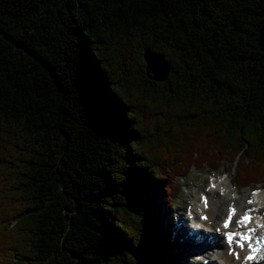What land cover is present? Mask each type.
<instances>
[{
  "label": "trees",
  "instance_id": "1",
  "mask_svg": "<svg viewBox=\"0 0 264 264\" xmlns=\"http://www.w3.org/2000/svg\"><path fill=\"white\" fill-rule=\"evenodd\" d=\"M263 22L264 0H0V264H185L179 177L234 160L264 186Z\"/></svg>",
  "mask_w": 264,
  "mask_h": 264
},
{
  "label": "rangeland",
  "instance_id": "2",
  "mask_svg": "<svg viewBox=\"0 0 264 264\" xmlns=\"http://www.w3.org/2000/svg\"><path fill=\"white\" fill-rule=\"evenodd\" d=\"M236 168L237 165L233 160L232 163H224L222 168L218 171H214L209 168H206L202 171L196 169L190 170L188 176L181 177L178 182V185L183 186V190L182 189L176 190V194L180 196L179 200L176 202L177 208H173L170 206L169 203L165 204L164 200H161L160 207L163 215L162 219L164 224L167 225V219H169L168 221L172 222L171 216L173 214L177 218V220L175 219V223H177V225L174 226V229L172 228L173 226L171 227L173 229V232H175L174 234H172V236H174L175 238L176 235L180 236V238L178 237V241L177 240L174 241L175 242L174 245L176 246L180 245L182 247V249L179 252H176L174 256L175 258H177V260L182 259V261L185 264H205L204 258H206V256L208 255L209 257L212 256V254H210L212 253L211 250L212 248L209 247L208 245L205 244V245H201L200 247L199 245L198 247L193 245L194 244L193 240L194 239L199 240L201 237L200 235L195 236L192 233H189L190 232L189 226L192 223L190 219L193 215L195 217H198V215H200L199 217H201V213H203L196 209L197 203H199V201L201 202L200 199L202 198L200 196L203 193L209 194L211 192L210 197H212V199L215 201L214 204L218 205L217 207H220L223 203V199L225 197H228L225 196L226 193L223 190H221V188H217L218 190L217 191L214 190L215 192L213 190L211 191L210 184L213 179H222V184L223 182L226 181L228 185H230L231 193L229 191H227V193L229 192L228 193L229 197L236 198L237 201L235 200L234 202L236 203L237 206L241 205L242 211L246 209V207L256 208L257 205L261 206L264 210V187L258 190L257 192H255V194L253 193L254 192L253 189L260 188L261 187L260 185L254 186V188L250 186H246L245 188H237V186L233 182V177ZM195 190H197L198 194H195L194 192ZM260 191L263 194L262 200L261 201L255 200V196L258 195ZM213 195H215L214 196L215 198L213 197ZM249 201H252V203H249ZM224 209L225 210L222 213L223 217H225V215H227L228 213V206L226 205V208ZM164 214H166L168 218L164 219ZM261 215H262L261 217L264 218V211ZM211 219H212L211 221L214 220L213 217ZM181 224L184 225L181 226ZM211 226L213 227V224ZM200 227H202V232H201L202 235L211 236L210 235L211 231L208 230L209 227L206 228L204 226H200ZM182 228L187 230V237H185V234H182L180 232V229ZM192 247H196V249ZM211 258L214 257L212 256Z\"/></svg>",
  "mask_w": 264,
  "mask_h": 264
},
{
  "label": "bare ground",
  "instance_id": "3",
  "mask_svg": "<svg viewBox=\"0 0 264 264\" xmlns=\"http://www.w3.org/2000/svg\"><path fill=\"white\" fill-rule=\"evenodd\" d=\"M215 181L218 182V188H221V190H223L226 193L225 196H228V197H225L223 199V203H222V205L220 207H217L218 205L214 204L215 201L213 199L209 202L207 207H205V204H203L200 201H199V203H197L196 209L198 211L203 212V213H201V215L205 214L206 212H208L210 214V217H209L208 220H204V219H202V217H199L200 215L197 214L198 217H195L193 215L191 218H192L193 222L194 221L198 222V225H196L194 223L196 225L195 227L197 229L200 228V226H204L205 228L209 227L208 230L211 231V233H210L211 236L202 235L201 232H193V231L189 232V233H192L195 236L196 235H200V237H201L199 240H195L194 239L193 240L194 241L193 245L196 246V247H198V245H199V247H200L201 245H205L206 244V245H208L209 247L212 248L211 249L212 253H210V254H212V256L214 258H211L212 257L211 255H210L211 257H209V255L206 256V258H204V263L205 264H245V257L244 256H245V253H247V251H248V248H249L248 244L245 243V247H244L243 250H241L237 246V244L235 242H233L232 245H229L227 243V237L225 235V231L227 229L223 228V223L225 221L224 218L229 214V209L234 207L236 210L242 211L241 205L237 206L236 203L234 202L236 200V198L229 197L228 193L229 192L231 193V189H230V185H228V183L226 181L223 182V184H222V179L215 180ZM227 191H229V192L227 193ZM261 191H260V193H258V195L255 196V199H258L260 201L263 198V194L261 193ZM194 192H195V194H198L197 190H195ZM214 196L215 195H213V197ZM226 205L228 206V213H227V215H225V217H223L222 213L225 210L224 208H226ZM246 209H247V207H246ZM212 217L214 218L213 221H211ZM166 218H168V217L166 216V214H164V219H166ZM257 218L259 219V217H257ZM255 222H256V218H255ZM212 224H213V227L211 226ZM181 226H183V224ZM233 226H235V223H233ZM172 228L174 229V226ZM180 232L182 234H185V237H187V230L186 229L182 228V229H180ZM260 233L264 234V230H261ZM178 237L180 238L179 235H176L175 240H178ZM186 240H187V238H186ZM192 248H195V247H192ZM231 250H235L236 252H238L240 254V259L239 260L236 259L235 256L229 254ZM258 258H260V262L262 264H264L263 263L264 262V254H263V252H262V254L259 255ZM247 264H250V263L247 261Z\"/></svg>",
  "mask_w": 264,
  "mask_h": 264
},
{
  "label": "snow or ice",
  "instance_id": "4",
  "mask_svg": "<svg viewBox=\"0 0 264 264\" xmlns=\"http://www.w3.org/2000/svg\"><path fill=\"white\" fill-rule=\"evenodd\" d=\"M255 194V193H254ZM249 203H252V201H249ZM205 207L208 206V201H204ZM236 215V209L234 207L229 209V215L225 222L223 223V228L228 229L233 222V217ZM204 220H207V216L202 217ZM251 222V217L247 215V213L240 217V219L235 221V224L239 228H246L247 232H228L227 233V243L229 245H232L233 242L237 244V246L243 250L245 247V243L248 244L249 249L251 250L250 254L245 257V264H247V261L255 259V253L259 252L264 248V245H261V247H254L252 244V235L256 232L255 228L248 227L249 223ZM258 227L264 228V224H259ZM239 237V239H237ZM264 240V237H256V244L260 245L261 241ZM230 255L235 256L236 259H240V254L236 252L235 250H231Z\"/></svg>",
  "mask_w": 264,
  "mask_h": 264
},
{
  "label": "water",
  "instance_id": "5",
  "mask_svg": "<svg viewBox=\"0 0 264 264\" xmlns=\"http://www.w3.org/2000/svg\"><path fill=\"white\" fill-rule=\"evenodd\" d=\"M258 43L261 50L264 51V22L259 30ZM144 60L147 73L151 79L158 82L167 80L170 73V63L166 56L150 49H145Z\"/></svg>",
  "mask_w": 264,
  "mask_h": 264
}]
</instances>
